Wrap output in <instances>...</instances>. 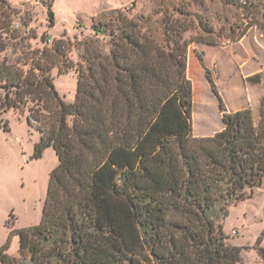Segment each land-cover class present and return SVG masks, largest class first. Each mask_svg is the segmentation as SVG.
Here are the masks:
<instances>
[{
  "label": "trees",
  "instance_id": "obj_1",
  "mask_svg": "<svg viewBox=\"0 0 264 264\" xmlns=\"http://www.w3.org/2000/svg\"><path fill=\"white\" fill-rule=\"evenodd\" d=\"M0 3L9 12L0 10V31L20 38L11 5ZM188 6L157 0L151 16L112 10L93 18L92 37L0 55V128L5 112L28 111L40 133L35 156L52 147L59 159L41 224L19 231L20 256L0 250L1 264H241L223 223L264 182V96L258 126L251 109L229 112L198 55L224 127L194 136L189 49L218 41L206 17L203 35L185 37L196 29ZM56 65L77 73L72 104L56 90Z\"/></svg>",
  "mask_w": 264,
  "mask_h": 264
},
{
  "label": "rangeland",
  "instance_id": "obj_2",
  "mask_svg": "<svg viewBox=\"0 0 264 264\" xmlns=\"http://www.w3.org/2000/svg\"><path fill=\"white\" fill-rule=\"evenodd\" d=\"M156 1L7 0L13 10L11 29L20 38H8L0 31V47L7 48L0 55L17 58V50L28 46L43 49L67 38L75 43L92 37L93 18L117 9L133 16H151L155 13ZM170 1L189 5L193 14L196 29L187 33L186 38L203 35L198 18L206 17L218 41L216 46L195 42L189 49L187 77L193 87L194 136L211 137L224 127L219 101L198 55L204 57L228 111H238L236 108L241 102L252 110L258 126L264 96V7L258 1L251 5L250 0H234L235 4L233 0H194L191 6L190 0ZM49 2L54 14L53 26L49 22ZM0 10L9 14L1 3ZM3 23L1 18L0 25ZM43 36L47 42H42ZM69 57L77 64L79 50L73 47ZM52 75L60 96L67 103H74L78 86L76 71L62 72L60 65H56ZM28 117V111L22 114L9 110L2 115L8 129L0 128V250L15 258L20 256L19 231L42 222L51 174L59 164L52 147L41 157L35 156L40 133L30 126ZM223 225L229 243L242 248L241 264H264L258 253V247L264 248V182L250 198L230 208Z\"/></svg>",
  "mask_w": 264,
  "mask_h": 264
},
{
  "label": "crops",
  "instance_id": "obj_3",
  "mask_svg": "<svg viewBox=\"0 0 264 264\" xmlns=\"http://www.w3.org/2000/svg\"><path fill=\"white\" fill-rule=\"evenodd\" d=\"M238 104H240V105H237V108H236V110L249 109L247 106H244V105H242V103H241V102H240V103H238Z\"/></svg>",
  "mask_w": 264,
  "mask_h": 264
}]
</instances>
